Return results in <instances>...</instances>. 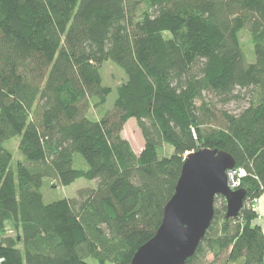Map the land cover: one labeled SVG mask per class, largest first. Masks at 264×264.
<instances>
[{
    "label": "trees",
    "instance_id": "16d2710c",
    "mask_svg": "<svg viewBox=\"0 0 264 264\" xmlns=\"http://www.w3.org/2000/svg\"><path fill=\"white\" fill-rule=\"evenodd\" d=\"M107 61L125 79L112 109L90 118L88 105L102 108L112 92ZM231 103L245 106L231 113ZM130 119L138 155L121 137ZM16 136L23 160L13 165L3 145ZM204 148L245 172L246 199L225 219L215 198L186 264H264V234L246 206L264 191V0H0V232L14 233H0V264H131L184 157ZM47 179L96 187L44 204Z\"/></svg>",
    "mask_w": 264,
    "mask_h": 264
},
{
    "label": "water",
    "instance_id": "95a60500",
    "mask_svg": "<svg viewBox=\"0 0 264 264\" xmlns=\"http://www.w3.org/2000/svg\"><path fill=\"white\" fill-rule=\"evenodd\" d=\"M235 169L232 157L222 150L187 153L155 235L137 249L131 264H186L213 220L218 196L225 201V219L237 218L246 192L229 188L227 172Z\"/></svg>",
    "mask_w": 264,
    "mask_h": 264
},
{
    "label": "rangeland",
    "instance_id": "374dc122",
    "mask_svg": "<svg viewBox=\"0 0 264 264\" xmlns=\"http://www.w3.org/2000/svg\"><path fill=\"white\" fill-rule=\"evenodd\" d=\"M241 45L244 53V57L246 62L252 63L254 61V55L252 51V46L249 42V38L245 33L241 34ZM102 76V84L104 86L110 87L112 89L111 94L108 96L106 103L102 108H93L92 104H89L86 108L87 115L90 118L97 119L99 118L105 111L111 110L113 106V102L116 96V87H118L125 79V76L122 70L113 64L111 61H107L103 64L101 69ZM243 103H231L226 106L225 109H228L229 112L235 113L240 110V108L244 107ZM121 137L125 139L131 146L134 153L137 155L140 153V149L143 147V139L141 134L137 128L135 119H130L124 126ZM20 137L16 136L10 139L9 141L4 143V148L7 149L13 157V165L18 160H23L22 156L19 153L18 145H19ZM167 152V151H166ZM169 153V152H168ZM74 166L79 169H86V164L80 158L79 155L75 154L73 156ZM234 181H236V177H233ZM96 187L95 181H87L84 179H79L75 181L72 185L63 187L59 186L56 181L53 180H44L43 186L41 188V193L43 197L44 204H51L53 202L61 201L64 199H74L77 198L78 192L83 189H93ZM256 203L253 205V209L257 212V206L259 203V198L256 199ZM245 202V201H244ZM248 202H252V200H248ZM259 219V214L257 212ZM261 227V226H260ZM262 229V228H261ZM263 231V230H262ZM1 233V232H0ZM264 234V233H263ZM1 237L12 236L14 233H10V231H4L1 233ZM210 259V258H209ZM87 262L89 264H97L92 259H88Z\"/></svg>",
    "mask_w": 264,
    "mask_h": 264
},
{
    "label": "built area",
    "instance_id": "2783aa9c",
    "mask_svg": "<svg viewBox=\"0 0 264 264\" xmlns=\"http://www.w3.org/2000/svg\"><path fill=\"white\" fill-rule=\"evenodd\" d=\"M245 176V172L241 169H235L233 171L227 172V178L229 183V188L233 191L239 189L240 179ZM233 177H236V181H234ZM256 199L252 200V202H246L247 207H252L256 203Z\"/></svg>",
    "mask_w": 264,
    "mask_h": 264
},
{
    "label": "crops",
    "instance_id": "0c3cea01",
    "mask_svg": "<svg viewBox=\"0 0 264 264\" xmlns=\"http://www.w3.org/2000/svg\"><path fill=\"white\" fill-rule=\"evenodd\" d=\"M141 151V149H140ZM257 212L259 214V219H257L256 224L261 226L264 233V191L262 196L259 198V203L257 206Z\"/></svg>",
    "mask_w": 264,
    "mask_h": 264
}]
</instances>
